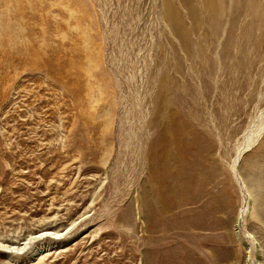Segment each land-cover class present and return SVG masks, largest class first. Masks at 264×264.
Segmentation results:
<instances>
[{
  "label": "rangeland",
  "instance_id": "obj_1",
  "mask_svg": "<svg viewBox=\"0 0 264 264\" xmlns=\"http://www.w3.org/2000/svg\"><path fill=\"white\" fill-rule=\"evenodd\" d=\"M172 2L192 50L200 43L221 52L245 22L236 11L216 34L196 6L204 0ZM176 29L162 0H0V243L59 224L57 234H32L22 250L0 246V264H246L248 257L259 264L257 245L264 262V225L248 213L264 201V187L251 193L240 175L249 162L264 163V127L238 155L264 120V55L250 74L251 96L252 80L242 78L228 104L221 90L213 104L184 105L181 92L200 84L189 69L199 59ZM165 66L174 84L170 125L199 126L193 118H201L212 129L210 111L221 139L212 138L216 162L188 169L176 185L168 177L162 188L158 173L148 177L142 148L160 137L155 102ZM150 189L161 198L157 210L147 202ZM252 197L258 201L248 209Z\"/></svg>",
  "mask_w": 264,
  "mask_h": 264
},
{
  "label": "bare ground",
  "instance_id": "obj_2",
  "mask_svg": "<svg viewBox=\"0 0 264 264\" xmlns=\"http://www.w3.org/2000/svg\"><path fill=\"white\" fill-rule=\"evenodd\" d=\"M227 2L229 3L228 5H230L232 7L231 12L227 11V8L225 5L226 0H204L203 6H201V4H200L201 2L200 3L197 2V5H196V6L200 5V7H203L202 12L204 14V17L206 18V21L208 23H210V26L213 27L216 34L218 33V31L220 29L223 30V28H224L223 24H224V20L226 21V19H225L226 16H229L230 14L232 15L234 12L239 11V16L237 18H239L242 15H244L243 17H245V19H244L245 22L243 21L244 25L239 26V27L238 26L235 27L236 31H238V33L236 34L238 38L236 37L233 39L230 38V39L226 40L223 44L221 52H219V51H214V49L213 48L211 49L210 47L205 48L200 43H197V44L194 43L195 44V50L190 49V46H189L190 43H188V39H189L188 31L186 29H184L185 27L184 28L182 27L181 19L179 17L178 12L174 8V4H173L172 0H162L163 17H164L165 21L171 26L175 25V27L177 28L176 32L181 36L182 44L185 46L187 53L191 56L192 55L196 56L199 59L198 63H193L189 66L190 72L194 75L196 74L195 76L197 78L195 77L192 79L195 80L197 83L198 82L200 83L198 85L199 87L193 88L191 85H187L185 88L186 92L184 94L180 90L181 96L179 98L180 99L179 101L181 104L185 105V103L192 101L193 105H194V103L200 105L201 107H202L201 103L203 104V106L208 105V103H210L209 102L210 98L214 94L219 93V91H221V90L225 96L224 102H225V104H228L229 103L228 101L230 99H232V97H233V94H234L233 91L238 90L239 86H235V85L237 83H239V85H240L242 78L252 80V84H251L252 89H250V90L247 89V90H249V92H248L249 96H251V94H253V91L256 89L257 77L253 76L256 79V80H254V78L252 79L250 74L252 72V69L258 70L257 66H256V65H258L257 60H259V58L262 55H264V0H229ZM184 3L188 4V10L192 14L201 15L200 9H197L195 7L193 8L191 5H189L188 1H184ZM206 12H208V15L206 14ZM198 20L199 19L196 17V22H198ZM182 24H184V22ZM232 31H233V27L230 29V33H232ZM211 41H212V39H211ZM191 43H193V41ZM167 65H169V64H167ZM165 68H166V70L165 69L162 70L161 75L157 79L158 80L157 83L159 84V88H158L157 102H155V103H157V114H158L157 122L161 123V126L158 128L160 130V137L159 138H150V140H145L143 142V148H142V151L144 153V164L146 165L147 169H149V172H148L149 176L148 177H152L153 174L158 173V176L161 177V178H159V181H158L159 184L158 185H159V187H162V188L163 187L165 188L167 186L170 187L171 182L169 184L165 185L167 183L166 179L168 177H170V178L172 177L173 184L176 185L177 182L181 180L180 175L181 174L184 175L188 169L190 170V168H192V167L193 168L197 167L203 161H205V162L208 161V163H211L212 160H214V159L211 160L209 158V155L212 153V149H213L212 138H214V140H216L219 136V139H221L218 132H216V130L213 129V128H216V123H214L215 117H214L213 113L210 111L208 112V110L206 111V113L208 112L209 117L211 118L212 129L210 127H209V129L206 126L204 127V125L202 124L201 118H193V119H196L198 121L199 126L204 127L203 129L200 128L199 126L193 124L190 121L184 123L183 126L180 127V129L177 128V126L170 125L169 120H171L175 116H174V114H172V111L170 109L172 107H170L171 101L168 98V95L172 91L174 84L172 82V78L169 75L168 68L166 66H165ZM174 69L176 71H181L182 69H184V63H182L181 61L176 62L174 65ZM243 97H245V96H243ZM201 100H202V102H201ZM172 102H173V100H172ZM231 103H233V102H231ZM228 106H230V105H228ZM173 107H176V106H173ZM210 107H212V106H210ZM173 111H174V109H173ZM200 111H201V108H200ZM179 113H181V112H179ZM204 114H205V111H204ZM204 114H202V115H204ZM194 115H192L191 118ZM151 119L145 120V123L143 124L142 129H143L144 134H146V130L152 129ZM263 119H264V113H263ZM180 120H183V119H180ZM177 121H178V119H177ZM154 124H155V121H153V125ZM175 125H177V124H175ZM229 127H231V126H229ZM236 127H237V125L235 126V128ZM263 127H264V120H262L261 122L256 124L255 129L251 130V133H249V135H247L245 137L244 146L240 150H238L239 156H240V153L242 150H244L246 147H249L250 145H252L256 141V139H257L259 133L261 132V130L263 129ZM204 129L208 130L207 135L209 137H206V138L203 137ZM226 137H227V135H226ZM229 138H230V136L227 137V140ZM238 155H237L236 159H238V157H239ZM210 160H211V162H210ZM235 161H237V160H235ZM214 162H216V160H214ZM263 164H260L259 166H257L252 161V162H249V164H248V167H249L248 173L246 172L244 174L243 173L240 174L238 172V174L242 175V179L246 181V183H244V182L243 183L247 184V189L251 193H253V191H254L253 188L255 189L256 184L260 188H262V186L264 187V172H263L264 165ZM201 166L202 165H200V167ZM231 167H232V169H234L233 165ZM201 169H202V167H201ZM250 169H251V171H250ZM257 169H258V171H256ZM193 170H195V169H193ZM252 171H253V173H252ZM189 172L191 173L192 171H189ZM200 172H201V170H200ZM196 173H197V171H196ZM202 175L206 176L207 174L203 173ZM163 178H165V182L162 181ZM182 183H183V181H182ZM175 188L176 187H172V189H171L172 195L175 193L178 194L176 192ZM177 188L181 189V186H180V188H179V186H177ZM248 190L246 191L247 193H248ZM146 194H147L146 195L147 202L148 203L150 202V204L153 205L154 209L157 210L158 206L160 205V202H162L160 196L155 195L154 189L153 190L150 189V191H148V193H146ZM175 196H177V195H175ZM253 199L254 198L252 197V199L250 200L251 202L249 204L248 209L252 208V203L254 201L255 202L258 201L257 199H254V200ZM261 201L263 202L262 204H264V201L263 200H261ZM261 201L259 200V202H257V204H256L257 209L255 212H252V211L250 212L248 210V213H250V215H252L253 218L259 220V222L261 221V223H262L261 225H264V215L262 214L263 211L261 209L262 208V204L260 203ZM172 205H174V204H172ZM171 208H173V207H171ZM161 211H160V214L162 213ZM237 220H238V213L236 214V219H235L236 223H237ZM236 223H235V226H236ZM58 225L59 224L48 223V224L44 225L42 227V229H40L37 232H44V231L47 232V231L53 230V231H51V233L57 234L58 233V230H57ZM64 229H67V228L64 227ZM236 230H237V228H236ZM37 232L29 231V232H27L26 235H24L21 239H19V241H13L10 239L3 240V243H0V246H2L4 248H15L14 250H16V249L22 250L27 245L26 241L31 240V238L36 237V236L32 237L31 235L34 233L37 234ZM235 235L237 236V239L240 240V234H239L238 230L235 231ZM258 246L259 245H257L258 259L260 261L259 264H264V262L261 261V259H260L261 249ZM246 249H247V252L250 253L251 246H249V244H247ZM246 264H252L250 262V257L246 258Z\"/></svg>",
  "mask_w": 264,
  "mask_h": 264
}]
</instances>
